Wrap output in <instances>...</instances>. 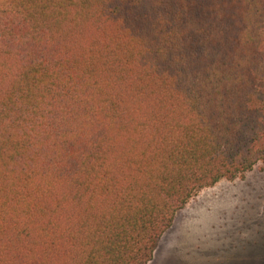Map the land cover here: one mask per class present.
<instances>
[{
	"label": "trees",
	"instance_id": "trees-1",
	"mask_svg": "<svg viewBox=\"0 0 264 264\" xmlns=\"http://www.w3.org/2000/svg\"><path fill=\"white\" fill-rule=\"evenodd\" d=\"M260 162L264 0H0V264H149Z\"/></svg>",
	"mask_w": 264,
	"mask_h": 264
},
{
	"label": "rangeland",
	"instance_id": "rangeland-1",
	"mask_svg": "<svg viewBox=\"0 0 264 264\" xmlns=\"http://www.w3.org/2000/svg\"><path fill=\"white\" fill-rule=\"evenodd\" d=\"M149 264H264V163L194 196Z\"/></svg>",
	"mask_w": 264,
	"mask_h": 264
}]
</instances>
